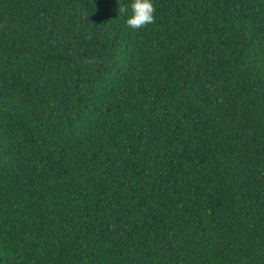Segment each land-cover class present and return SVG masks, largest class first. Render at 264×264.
<instances>
[{
  "label": "trees",
  "instance_id": "16d2710c",
  "mask_svg": "<svg viewBox=\"0 0 264 264\" xmlns=\"http://www.w3.org/2000/svg\"><path fill=\"white\" fill-rule=\"evenodd\" d=\"M131 3L0 0V264H264V0Z\"/></svg>",
  "mask_w": 264,
  "mask_h": 264
},
{
  "label": "clouds",
  "instance_id": "9594fccd",
  "mask_svg": "<svg viewBox=\"0 0 264 264\" xmlns=\"http://www.w3.org/2000/svg\"><path fill=\"white\" fill-rule=\"evenodd\" d=\"M131 16L127 19V25L133 30H139L149 24L154 23V13L156 11L152 0H132ZM128 9L120 7L119 12L125 13Z\"/></svg>",
  "mask_w": 264,
  "mask_h": 264
}]
</instances>
